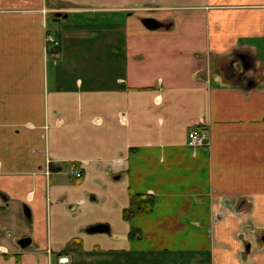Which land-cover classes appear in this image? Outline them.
Listing matches in <instances>:
<instances>
[{
	"label": "crops",
	"instance_id": "crops-1",
	"mask_svg": "<svg viewBox=\"0 0 264 264\" xmlns=\"http://www.w3.org/2000/svg\"><path fill=\"white\" fill-rule=\"evenodd\" d=\"M60 255L264 264V0H0V264Z\"/></svg>",
	"mask_w": 264,
	"mask_h": 264
},
{
	"label": "built area",
	"instance_id": "built-area-1",
	"mask_svg": "<svg viewBox=\"0 0 264 264\" xmlns=\"http://www.w3.org/2000/svg\"><path fill=\"white\" fill-rule=\"evenodd\" d=\"M58 47L59 42L58 40L51 34H46V47ZM208 144V133L206 129H199V128H194L191 129L188 133V140H187V145L191 149H196L199 147L207 146ZM74 170V175L76 178L81 177V171L80 169L75 168L73 166ZM71 260L69 256L67 255H60L57 257V264H70Z\"/></svg>",
	"mask_w": 264,
	"mask_h": 264
},
{
	"label": "trees",
	"instance_id": "trees-1",
	"mask_svg": "<svg viewBox=\"0 0 264 264\" xmlns=\"http://www.w3.org/2000/svg\"><path fill=\"white\" fill-rule=\"evenodd\" d=\"M154 208V198L150 195L137 194L131 196L130 206L124 210L123 217L130 220L136 213H148ZM135 233L130 234V238L137 237Z\"/></svg>",
	"mask_w": 264,
	"mask_h": 264
},
{
	"label": "water",
	"instance_id": "water-1",
	"mask_svg": "<svg viewBox=\"0 0 264 264\" xmlns=\"http://www.w3.org/2000/svg\"><path fill=\"white\" fill-rule=\"evenodd\" d=\"M54 16L57 18V20L62 17V15L60 13H56V14H54ZM141 23L148 30H156V29H159L162 27L168 28L167 25H164V24L158 22L157 20H155L153 18H143L141 20ZM233 65H234V63L231 64L232 69H233ZM243 68L244 69L248 68V64H245ZM226 78H228V77H226ZM107 230H108V228H106L105 226L98 225V226H93V227L89 228L88 231L92 232V233H97V232H107ZM30 241L31 240L29 238H23V239L18 241V244H19L20 248L24 249L30 244ZM246 248L248 249L249 246H247Z\"/></svg>",
	"mask_w": 264,
	"mask_h": 264
},
{
	"label": "flooded vegetation",
	"instance_id": "flooded-vegetation-1",
	"mask_svg": "<svg viewBox=\"0 0 264 264\" xmlns=\"http://www.w3.org/2000/svg\"><path fill=\"white\" fill-rule=\"evenodd\" d=\"M234 61L232 60L225 64V66L223 67V74L225 77L235 80V82H238V83L244 82L246 80L245 74L231 68V64L232 63L235 64Z\"/></svg>",
	"mask_w": 264,
	"mask_h": 264
},
{
	"label": "rangeland",
	"instance_id": "rangeland-1",
	"mask_svg": "<svg viewBox=\"0 0 264 264\" xmlns=\"http://www.w3.org/2000/svg\"><path fill=\"white\" fill-rule=\"evenodd\" d=\"M50 26H51V27L54 26L52 22H50ZM58 42H59V41H58ZM46 48L48 49V46H47ZM242 67H243V66H242ZM196 149H197V148H196ZM193 150H195V149H193ZM73 166H75V168L79 169L77 165L72 164V168H73ZM246 231H247V230H246ZM247 232H248V231H247Z\"/></svg>",
	"mask_w": 264,
	"mask_h": 264
}]
</instances>
